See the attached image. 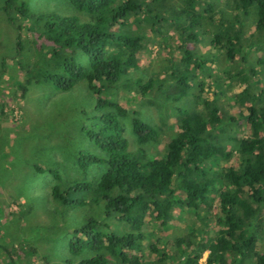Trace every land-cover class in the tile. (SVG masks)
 <instances>
[{"label":"trees","instance_id":"1","mask_svg":"<svg viewBox=\"0 0 264 264\" xmlns=\"http://www.w3.org/2000/svg\"><path fill=\"white\" fill-rule=\"evenodd\" d=\"M6 1V20L15 30L9 58L12 61L19 58L27 74L21 84L23 91L32 83H52L60 90H71L79 81L86 80L91 89L99 92L96 108H111L97 117L98 124L87 128L89 136L105 151L104 156L83 153L78 164L83 171L93 163L106 164L105 173L92 185L90 201H103L101 219L116 217L129 229L107 233L101 228L102 220L96 219L75 228L69 240L70 253L79 256L85 250L92 252L77 264H110L113 258L120 264H158L165 260L169 264H203L205 252H208L206 264H237L228 262V254L236 258L252 255L259 264H264V252L257 250L259 238L255 233L260 225V205L264 204V139L259 135L261 115L255 107H249L247 116L253 136L241 140L235 155L210 138V130L219 127L223 119L217 101L207 99L208 116L202 111L181 108L182 130L169 142L165 155L143 161L139 154L128 149L129 141L123 132L121 117L128 115V109L122 101L100 94L99 86L104 79L109 87H115L139 66L144 35L138 27L143 22L153 27L170 23V27L175 26L180 32L178 47L183 50L186 64L184 71L177 67L171 72L178 82L174 98L182 99L188 90L180 82L195 76L192 71L205 64L194 61L193 50L185 48V43L213 35L212 44L221 48L229 59H235L243 49L245 17L255 15L256 31L264 35V0H234L230 14L217 9L216 0H185L181 5L172 3L167 8L166 0H69L78 11L91 17L88 21L58 12L33 13L26 2ZM157 2L164 11L153 10L151 5ZM141 13L144 16L139 20ZM19 21L28 23L37 33V40H33L40 55L37 61L23 55L26 48L23 32L29 26L17 24ZM80 55L88 60H82ZM152 88L153 80L142 85V94L151 92ZM161 89L159 85L157 90ZM133 123L140 143L158 137L157 127L146 120L137 117ZM224 161L230 165L224 166ZM51 173L55 176L54 170ZM82 186L90 187L86 182H76L64 189L55 185L52 194L65 203L82 204L86 199H70ZM214 204L219 208L220 226L215 236L207 238L199 229L203 235L192 232L177 238L168 244V252L164 251L159 259L150 260L144 255L143 227L151 218L165 225L175 217L176 208L196 211L204 206L209 215ZM153 243L152 249L160 253V243L157 240Z\"/></svg>","mask_w":264,"mask_h":264},{"label":"rangeland","instance_id":"2","mask_svg":"<svg viewBox=\"0 0 264 264\" xmlns=\"http://www.w3.org/2000/svg\"><path fill=\"white\" fill-rule=\"evenodd\" d=\"M20 1L26 2L33 13L77 15L83 21L91 18L78 11L69 0ZM184 1L166 0L165 8L172 3L181 5ZM6 2L0 0V264H77L92 252L85 250L79 256L70 253L69 240L75 228L89 219H96L102 220L101 228L107 233L113 229L117 233L129 229L116 217L101 219L105 208L103 201H90L92 185L105 173L106 164L93 163L86 171L78 164L83 153L104 156L105 151L89 136L87 128L98 124L97 117L111 108H96L99 92L91 89L86 80L79 81L71 90H60L52 83H32L26 92L23 91L21 84L27 74L19 58L14 61L9 58L15 43V30L6 20ZM215 4L217 9L230 14L234 0H216ZM151 7L165 10L160 2ZM143 16L139 14L138 19L142 20ZM243 21V49L233 60L212 44L213 35L185 43V48L193 50L194 61L205 64L192 71L195 76L180 82L188 90L180 100L174 98L178 82L171 74L177 67L186 69L183 50L178 47L180 32L175 26L170 27V23L153 27L143 22L141 28L135 23L134 28L138 27L144 35L139 66L115 87H109L104 79L99 83L100 94L122 101L129 111L127 116L121 117V122L130 151L139 154L143 161L164 156L169 142L182 130L180 109L198 110L208 116L207 99L217 101L223 119L219 127L210 130V138L228 147L233 155L243 138L253 136L252 125L247 120L250 106L261 115L259 135L264 139V35L256 31L255 15ZM23 25L29 26L28 23ZM31 28L30 25L23 32L26 38L23 55L30 61H37L40 55L33 45L37 33ZM79 57L88 60L85 55ZM138 79L140 84H137ZM151 80V92L142 94V85ZM159 85H162L160 91L157 90ZM137 117L157 127L156 139L146 143L138 141L133 131ZM223 165L229 166L230 162L224 161ZM51 170L55 171V176ZM76 182L90 185L89 188L82 186L70 196V199H86L84 203L70 204L53 197L55 185L64 189ZM218 210L217 204L209 215L204 206L196 211L176 208L175 217L165 225L151 218L143 227L146 235L144 255L150 260L159 259L164 251L168 252V244L192 232L199 233V229L207 238L215 236L220 228ZM259 218L260 225L255 229L259 238L257 250L264 252V204L260 205ZM154 240L162 247L160 253L152 249ZM207 256L205 252L201 259L203 264ZM227 258L230 263L259 264L252 255L236 258L228 254ZM110 264L120 263L113 258ZM158 264L169 263L165 260Z\"/></svg>","mask_w":264,"mask_h":264}]
</instances>
